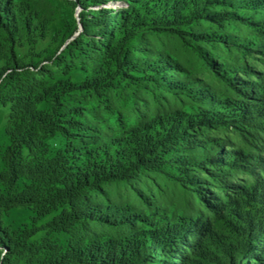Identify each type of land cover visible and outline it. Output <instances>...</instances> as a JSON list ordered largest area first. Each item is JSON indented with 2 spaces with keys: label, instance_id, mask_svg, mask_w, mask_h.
Returning a JSON list of instances; mask_svg holds the SVG:
<instances>
[{
  "label": "rangeland",
  "instance_id": "obj_1",
  "mask_svg": "<svg viewBox=\"0 0 264 264\" xmlns=\"http://www.w3.org/2000/svg\"><path fill=\"white\" fill-rule=\"evenodd\" d=\"M4 1L14 37L0 47V67L7 68L0 79V171L7 169L6 127L19 83L58 84L59 114L70 132L46 139L47 162L65 154L82 167L85 152L104 143L122 159L130 144L139 145L144 126L196 122L185 127V140L175 130L157 144L162 151L153 155V164L133 168L131 181L106 188L114 204L144 217L140 229H170L188 244L174 238L172 256L160 264H205L209 252L222 258L215 251L234 247V235L244 239L238 232L240 224L248 226L243 221L263 227L256 237L264 240V0ZM195 2H203L200 13L173 28L150 22L132 31L129 18H118L108 30L100 21L88 31L83 24V13L93 19L104 11H131L152 20L151 12L193 9ZM213 7L221 14L217 20L203 16ZM82 133L99 136L82 142ZM215 157L226 161L214 163ZM2 189L35 193L29 204L3 213L16 237L29 236L27 243L41 247L39 254L26 253L21 264H39L92 240L79 221L67 223L70 230L53 225L67 210L52 197L56 184L22 177ZM125 234L121 228L98 229L101 240ZM250 240L244 239L246 251ZM245 255L249 264H264V258Z\"/></svg>",
  "mask_w": 264,
  "mask_h": 264
},
{
  "label": "trees",
  "instance_id": "obj_2",
  "mask_svg": "<svg viewBox=\"0 0 264 264\" xmlns=\"http://www.w3.org/2000/svg\"><path fill=\"white\" fill-rule=\"evenodd\" d=\"M202 5L203 2H195L193 9L176 7L172 11L162 10L157 15L156 12H151L152 17H155L152 20L149 19L151 18L149 14L141 16L131 11L121 15L104 11L105 13L95 15L98 19H87L86 13H83V24L88 31L100 21L105 23L103 28L108 30L115 25L118 18H121L124 23L129 18L131 20L128 24L132 31L140 26H150V22L151 24L153 22L156 28L160 25L173 28V23L197 16ZM4 6L5 1L0 0V47L11 44L14 37L10 22L4 16V13H7ZM213 9L203 13V16L217 20L216 16L221 14L216 12V7ZM6 71L7 68L0 67V79ZM13 76L16 78V74ZM33 80L35 86L41 88L19 83L21 94L11 101L12 107L6 127L10 144L4 155L7 169L0 171V264H21L26 253L34 255L40 253L41 247L26 242L29 236H26V239L16 237L4 223L5 211L29 204L35 197V193L32 192L13 194L10 189L7 191L2 189V185L14 186L22 177L42 184L46 183L49 186L56 184L58 189L52 197L55 202L65 204L67 210L54 220L53 225L62 227L63 230H70L66 224L79 221L92 237L88 244H71L67 251L49 254L44 260L41 258L42 262L39 264H160L165 260L162 259L163 256L167 254L172 256L171 252L174 250L171 245H175L174 238L188 246L181 237L176 236L179 233L170 229L163 227L140 229L139 226L144 217L131 210L129 206L114 204L106 188L112 184L131 181L133 168L140 169L153 164L151 161L153 155L162 151L157 144L162 143L164 138L168 139L169 136L176 134H172L175 130L182 131L185 140V135L190 134L185 127H194L196 122L187 121L186 125H183L173 121L170 123L171 126L167 125L166 129H163L164 126L156 128V126L146 125L140 129L142 138L139 145L134 147L130 144L122 159H115L114 147L104 143L85 152L87 156L85 166L73 165L71 159L65 154L47 162L44 160L47 153L46 139L57 131L66 135L70 131L59 114L61 97L58 93V84L46 85L36 79ZM44 101L48 102L49 109L39 107V104ZM68 123L71 124V122ZM80 124L85 127L84 129H90L83 123ZM98 136L95 134L92 137L91 134L82 133L81 141L95 139ZM99 142H101L100 138L97 140V143ZM225 161V158L215 157L214 159V163L217 164ZM243 222L248 223V226L245 228L243 224H240L238 232L239 236H243L245 240L251 239V242H247L249 250L246 251L244 239L241 241L240 237L235 238L234 235L236 245L234 244V247L232 246L228 251H215L222 258L217 256L211 258L213 254L209 252L204 257L205 264H249L245 252H250L258 260L264 258V240L256 237L257 233L262 232L263 227L257 230L253 223ZM100 228H121L127 230L128 234L101 240L98 236ZM259 236L264 238V233ZM211 246L215 250L219 248L216 243H212ZM243 260L245 261L242 262ZM34 261L37 260L34 259ZM253 263L258 262L256 260Z\"/></svg>",
  "mask_w": 264,
  "mask_h": 264
}]
</instances>
